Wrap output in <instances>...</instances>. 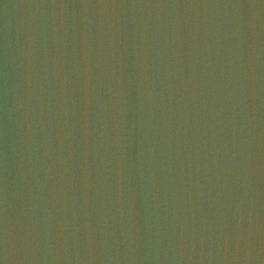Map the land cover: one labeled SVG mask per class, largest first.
<instances>
[{"label":"water","instance_id":"obj_1","mask_svg":"<svg viewBox=\"0 0 264 264\" xmlns=\"http://www.w3.org/2000/svg\"><path fill=\"white\" fill-rule=\"evenodd\" d=\"M0 182L264 264V0H0Z\"/></svg>","mask_w":264,"mask_h":264}]
</instances>
